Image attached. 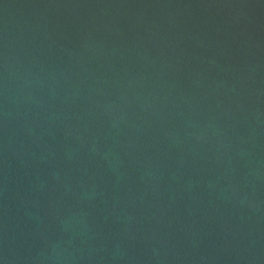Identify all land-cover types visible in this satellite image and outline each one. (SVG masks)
Returning a JSON list of instances; mask_svg holds the SVG:
<instances>
[{"label": "water", "instance_id": "water-1", "mask_svg": "<svg viewBox=\"0 0 264 264\" xmlns=\"http://www.w3.org/2000/svg\"><path fill=\"white\" fill-rule=\"evenodd\" d=\"M0 264H264V0H0Z\"/></svg>", "mask_w": 264, "mask_h": 264}]
</instances>
